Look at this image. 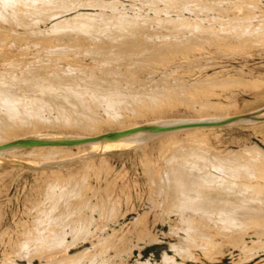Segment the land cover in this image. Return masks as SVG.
Masks as SVG:
<instances>
[{"label":"rangeland","instance_id":"obj_1","mask_svg":"<svg viewBox=\"0 0 264 264\" xmlns=\"http://www.w3.org/2000/svg\"><path fill=\"white\" fill-rule=\"evenodd\" d=\"M1 94L33 102H0L26 137L257 111L264 0H0ZM243 121L2 155L0 264H264V121Z\"/></svg>","mask_w":264,"mask_h":264},{"label":"bare ground","instance_id":"obj_2","mask_svg":"<svg viewBox=\"0 0 264 264\" xmlns=\"http://www.w3.org/2000/svg\"><path fill=\"white\" fill-rule=\"evenodd\" d=\"M11 77H13V76H11ZM12 80H13V78H12ZM4 84H6V83H3V85ZM10 89H12V88H10ZM11 91H13V89ZM1 92H2V90H1ZM3 92L4 93L8 92V89H7V91L4 90ZM9 92H10V90H9ZM6 94H8V93H6ZM3 95H5V94H3ZM0 96L2 97V94ZM6 96L8 97V95H6ZM11 96H12V94H11ZM11 96H10V98H11ZM107 97H109V96H107ZM100 98L101 97H99V99ZM2 99H3V97L1 98V100ZM12 99H13V97H12ZM106 99H109V98H106ZM100 100H102L101 102L104 101L105 103L109 102V100H106L107 101L106 102L105 100H103V98H101ZM14 101L16 103L11 102V104L12 103L14 104V105L12 104L14 106V108L16 107L15 104H19V106H20L21 103H19V102L17 103V99H15ZM0 102H3V101H0ZM5 102L6 101L3 102L4 104H1V103L0 104L3 106L4 105L7 106L5 104ZM23 102L27 103L28 100L27 101L25 100ZM23 102H22L23 106L21 104L22 107L25 106V103H23ZM30 102H31V100L29 101V103ZM96 102H98V101H96ZM8 103L10 104L9 101H8ZM31 103L32 104H29L30 107H31V105H33V102H31ZM12 105L10 108H8L9 106H7V108L9 109V113L11 110H13L14 112L17 111L18 114L15 113L16 115H19L20 113L18 111L21 108L19 110H18L19 107H16L14 109ZM115 105H113V103H112V105H110L111 107L109 106V108L106 105L107 108L109 109V110L106 109L109 111L108 117L105 121L107 124H114L116 122V117H118V115L116 114V111H114V109H113V106H115ZM27 106H28V104H27ZM149 106H151V105H149ZM153 106H155V105L153 104ZM30 107H26L25 109L30 108ZM1 108L2 107H0V109ZM34 108H35V105L33 107V110H34ZM110 108H112V109H110ZM147 108L148 107L146 106V109ZM8 109H7V112H8ZM3 110H5V109H3ZM22 110L24 111V109H21V111ZM35 110H37V108H35ZM106 110H105V112H106ZM157 110H158V108H157ZM102 111H104V110H102ZM2 112L0 111V113H2ZM24 112H26V110ZM133 114H134V112H133ZM25 115L22 114V116L20 118L18 116H16L19 118L18 121H13L14 119H12L11 121H13V122H11V123H7V121L5 124H2V125L0 123V157H2V155L12 154L15 150H18V149L25 150L28 148H32L34 151H36V150L37 151L38 150H45V151L48 150V152H49L48 154L50 155L53 152H57L59 150L67 148V146L69 144H73V145H77V146H84V147L89 146L93 150H96V149L97 150L98 149L104 150V151L105 150H111V149H120L121 150V148L122 149L124 147L127 148V146H128V148H130L129 145L131 146L132 143L141 141L142 139L146 140L147 137H151V136L154 137V136H161V135H174V134H177L179 132H184V131H203V130H206L209 128L223 127V126H228V125L240 123V120L241 121L244 120L243 122H252V123L253 122H261V121H264V107L257 110V111H252V112L244 113V114H235V115L224 116L223 118L200 119V120H190L189 119V120H179V121L178 120L177 121L171 120V121H165V122L164 121L163 122H157L156 121V122H152V123L145 124V125L124 126V127L119 128V129H116L117 128L116 127L115 128L116 130H113L110 132H105V133H96V134H89V135L78 136V137H65V138H61V137L60 138L59 137L44 138L40 135H36V136L33 135L32 137H29V136L26 137V135L25 136L16 135L17 132L24 130L26 128V126L29 127V125H30L28 120H26L27 122L25 121V118H24ZM9 116H13V115L9 114ZM9 116H8V118H10ZM5 117H7V116H5ZM14 117H15V115H14ZM18 118H16V119H18ZM61 121H59V122H61ZM89 122H91V121H88V123ZM33 123H34V121H33ZM88 123L85 124V126L88 125ZM92 123H89V124L93 128L94 123H93V126L91 125ZM117 125H121V123L120 124L117 123ZM88 126H86V127H88ZM34 127H35V125H34ZM50 158H51V156H50ZM186 169H189V168H186ZM186 169H185V171H186ZM185 174L186 173H184V175ZM199 176H201V174ZM199 176H198V178H199ZM184 178L185 177H183V179Z\"/></svg>","mask_w":264,"mask_h":264}]
</instances>
